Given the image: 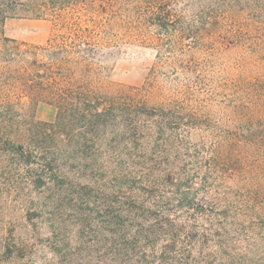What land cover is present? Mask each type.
Listing matches in <instances>:
<instances>
[{
  "label": "rangeland",
  "instance_id": "obj_1",
  "mask_svg": "<svg viewBox=\"0 0 264 264\" xmlns=\"http://www.w3.org/2000/svg\"><path fill=\"white\" fill-rule=\"evenodd\" d=\"M134 1L108 0L107 15L97 13L95 21L109 23L118 46L79 82L108 96L132 93L149 106L178 103L194 113L199 122L190 140L204 143L214 158L195 187L226 209L231 223L226 256L219 258L264 264V0H173L184 21L174 18L167 30L138 22ZM17 14L0 26V53L4 39L8 47L41 46L59 28L51 18ZM1 56L0 75L9 77L0 84L21 119L0 120V264H102L105 190L87 186L73 162L57 176L41 172L32 155L39 137L34 125L52 124L56 110L34 106L18 87L17 62ZM45 144L48 154L58 146L49 138ZM171 184L165 193L175 191Z\"/></svg>",
  "mask_w": 264,
  "mask_h": 264
},
{
  "label": "trees",
  "instance_id": "obj_2",
  "mask_svg": "<svg viewBox=\"0 0 264 264\" xmlns=\"http://www.w3.org/2000/svg\"><path fill=\"white\" fill-rule=\"evenodd\" d=\"M172 4L135 0L132 7L140 13L138 22L148 19L167 30L174 18L184 21ZM109 6L108 0H0V26L18 12L60 23L44 45L8 47L4 39L0 53L3 62H17L18 87L31 103L56 110L52 124L34 125L35 164L57 176L64 163L73 162L87 186L105 190L102 264H225L219 257L226 256L223 239L231 226L226 209L199 196L194 182L214 166L206 145L190 140L196 115L178 103L149 106L132 93L108 96L79 82L118 46L106 31L109 23L95 21ZM6 77L0 75V82L6 84ZM7 91L0 84V120H20ZM48 138L58 142L55 157L46 153ZM167 183L174 192L165 193Z\"/></svg>",
  "mask_w": 264,
  "mask_h": 264
}]
</instances>
